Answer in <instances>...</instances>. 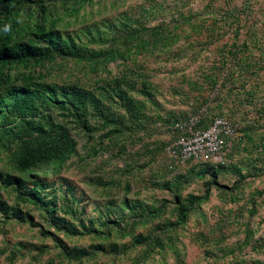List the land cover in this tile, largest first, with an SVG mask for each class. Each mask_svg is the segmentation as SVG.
<instances>
[{"label":"trees","instance_id":"1","mask_svg":"<svg viewBox=\"0 0 264 264\" xmlns=\"http://www.w3.org/2000/svg\"><path fill=\"white\" fill-rule=\"evenodd\" d=\"M108 1L0 0V228L38 229L39 244H17L25 250L19 257L36 262L54 249L67 264H101L132 253L133 264L164 253L184 264L177 233L193 216L203 217L201 208L214 195L216 229L235 222L243 240L226 247L222 238L200 232L195 241L212 258L229 260L225 264H264L250 259L264 255V189L248 192L264 181V26L241 32L244 11L233 0H207L198 12L190 8L196 0H143L99 19L101 8H123L131 0ZM160 55L164 62L198 63L190 75L181 71L171 88L175 109L158 97L148 65ZM203 106L195 129L216 117L239 121V138L222 160L181 164L172 158L144 182L162 197L129 198L127 182L115 198L121 177L139 181L181 136L173 125ZM158 134L170 142L155 139ZM104 155L123 166L117 179H84L105 195L87 216L83 193L59 175L74 158ZM228 177L232 184L222 183ZM198 184V192H189ZM71 238L90 243L71 245ZM8 260L14 264L16 254Z\"/></svg>","mask_w":264,"mask_h":264},{"label":"rangeland","instance_id":"2","mask_svg":"<svg viewBox=\"0 0 264 264\" xmlns=\"http://www.w3.org/2000/svg\"><path fill=\"white\" fill-rule=\"evenodd\" d=\"M143 0H131L128 1L127 5L123 8L116 7L115 9H110L107 7L106 10L101 8L98 18H112L115 17L121 11L127 10L128 7H135L142 3ZM161 1V0H159ZM167 4H171L173 0H164ZM207 0H196L191 5L195 11H200L202 7L205 6ZM110 4V0L108 1ZM174 57V56H172ZM166 57L160 55L157 58L150 59L148 62L151 72L153 73V81L159 88V98L167 109H175V97L172 94H169L172 87H175L177 82V77H179L180 72L184 71V74L190 75L193 69L198 67V63L190 64L188 61L180 62V64L175 63V58L169 62H164ZM177 68L179 73L175 72ZM183 108V107H182ZM155 139L163 142H170V137L167 134H158ZM82 144L79 143V150L81 152ZM82 153V152H81ZM173 157L166 152L162 155L159 160L156 162L153 168L143 170L140 174L139 181L132 180L129 176H124L122 178V186L113 188L115 198H120L125 194L124 186L127 182H130L131 188L128 194L129 198H135L136 196L140 199L146 201H153L162 197V193L152 190L149 188L148 182L145 180L151 173L156 171L162 172L172 164ZM174 159V158H173ZM109 155L97 156L96 158H87L84 162L78 161L77 158L71 160V164H67L65 168L61 170L59 177L68 179L71 183H75L78 188V191L85 198V204L87 203V216L93 215L95 212L92 211L94 204L98 201L103 202L105 195L100 190L92 187L89 183L85 182L84 179L91 175H104L112 176L113 178H119L118 174L115 173L118 167H122V162L115 159L110 160ZM192 163V162H191ZM194 164V163H192ZM162 170V171H161ZM132 180V181H129ZM233 178L228 177L222 183L232 184ZM200 184L194 185L191 187L189 192H198ZM251 189L248 192H251L253 189L262 190L264 189V181L254 183L251 185ZM112 191V190H111ZM217 204V199L213 195L208 203L202 206L201 211L203 217L193 216L188 224L177 233L178 236V246L181 248L185 254L184 264H225L229 260H218L212 258L210 255L206 254L205 249L201 247L196 241L195 238L197 235L202 232L205 233L208 237H218L222 238V244L226 247H232L240 243L243 240V234L239 232V225L234 223L224 225L221 230L216 229V222H218L217 210L215 208ZM261 212V210H260ZM37 219V218H35ZM215 231V232H211ZM39 235L38 229L29 227L28 225H17L15 223L2 225L0 228V253L4 250V254L0 255V264H10L8 258L11 256L12 252L16 254V260L14 264H49L46 263L49 258H53L55 261L54 264H67L60 263L59 259L56 257L57 252L54 249H51L50 255H46L42 258L41 261H35L32 256H27L25 258L19 257V253L25 252L22 248H17V244L20 242L23 243H35L39 244ZM71 245L78 246H87L90 243L88 238H71L66 239ZM48 245L52 246L51 242H46ZM7 248V249H6ZM17 249L20 251L18 252ZM214 250V249H213ZM248 249L244 250L243 255L247 258ZM135 253L130 254V257H122L121 259H114L115 261H107V259L102 258L99 262L101 264H133L132 259L136 258ZM254 260H259L264 263V255L262 254H251V258ZM105 262V263H104ZM176 264L174 257L171 253H164L162 256L156 257L155 260L148 262L147 264ZM85 264H93V262H88Z\"/></svg>","mask_w":264,"mask_h":264},{"label":"built area","instance_id":"3","mask_svg":"<svg viewBox=\"0 0 264 264\" xmlns=\"http://www.w3.org/2000/svg\"><path fill=\"white\" fill-rule=\"evenodd\" d=\"M233 2L239 11H244L239 22L241 32L246 34L248 29L264 26V0H233ZM261 74L264 75V70ZM210 94L212 98L216 92ZM205 110L206 106H203L197 113L189 115L187 120L173 125L172 130L181 131V136L167 148V153L181 164L220 162L224 152L239 138V121L223 117L214 118L204 130L195 129L199 116Z\"/></svg>","mask_w":264,"mask_h":264},{"label":"clouds","instance_id":"4","mask_svg":"<svg viewBox=\"0 0 264 264\" xmlns=\"http://www.w3.org/2000/svg\"><path fill=\"white\" fill-rule=\"evenodd\" d=\"M10 25H5V27H4V32L5 33H7V32H9L10 31Z\"/></svg>","mask_w":264,"mask_h":264}]
</instances>
